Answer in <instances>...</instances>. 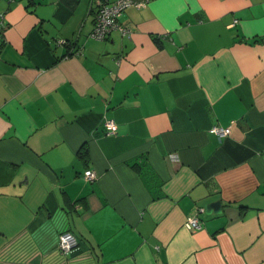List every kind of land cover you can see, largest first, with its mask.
<instances>
[{"label": "crops", "instance_id": "1", "mask_svg": "<svg viewBox=\"0 0 264 264\" xmlns=\"http://www.w3.org/2000/svg\"><path fill=\"white\" fill-rule=\"evenodd\" d=\"M90 4L0 0V264H264V0Z\"/></svg>", "mask_w": 264, "mask_h": 264}, {"label": "built area", "instance_id": "2", "mask_svg": "<svg viewBox=\"0 0 264 264\" xmlns=\"http://www.w3.org/2000/svg\"><path fill=\"white\" fill-rule=\"evenodd\" d=\"M149 0H91L90 6L94 8V26L90 37L96 40L104 39L112 30H119L122 35H127L129 31L118 23L117 19L129 7H144ZM63 41H57V44H63ZM106 135H114L117 132V125L111 120H105L103 123ZM211 134L216 135L219 139L228 136L230 129L214 125L209 129ZM83 179L93 181L95 174L92 171H85ZM183 226L189 231H195L201 228L198 215L186 218ZM77 246V240L70 232H63L59 235L58 249L61 253L67 254Z\"/></svg>", "mask_w": 264, "mask_h": 264}, {"label": "water", "instance_id": "3", "mask_svg": "<svg viewBox=\"0 0 264 264\" xmlns=\"http://www.w3.org/2000/svg\"><path fill=\"white\" fill-rule=\"evenodd\" d=\"M219 206H220V203L219 202H214V203H211V204L206 205L205 206V209H207V211L211 212L212 210L215 211L216 208L219 207Z\"/></svg>", "mask_w": 264, "mask_h": 264}, {"label": "bare ground", "instance_id": "4", "mask_svg": "<svg viewBox=\"0 0 264 264\" xmlns=\"http://www.w3.org/2000/svg\"><path fill=\"white\" fill-rule=\"evenodd\" d=\"M95 178H96V176H95ZM95 178H94V179H95ZM94 179H93V180H94Z\"/></svg>", "mask_w": 264, "mask_h": 264}, {"label": "trees", "instance_id": "5", "mask_svg": "<svg viewBox=\"0 0 264 264\" xmlns=\"http://www.w3.org/2000/svg\"><path fill=\"white\" fill-rule=\"evenodd\" d=\"M83 157V156H82Z\"/></svg>", "mask_w": 264, "mask_h": 264}]
</instances>
